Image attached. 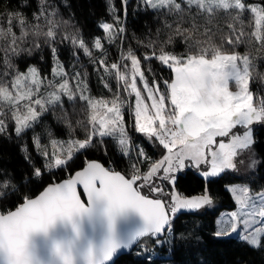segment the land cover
Here are the masks:
<instances>
[{"label": "snow or ice", "instance_id": "obj_1", "mask_svg": "<svg viewBox=\"0 0 264 264\" xmlns=\"http://www.w3.org/2000/svg\"><path fill=\"white\" fill-rule=\"evenodd\" d=\"M123 2L126 4L127 0ZM142 2L148 10H152L148 0ZM41 5L34 21H39L42 16L55 21L58 16L55 7L48 5L46 0H41ZM60 23L66 24L67 21ZM125 24L126 17L121 20L119 15H114L112 23L104 22L99 27L108 34V42L114 43L116 38L123 40L126 27L122 25ZM64 40L82 49L94 65L103 66L106 76L115 79L128 96H134V106L122 100L119 91L114 93L111 100L85 95L88 91L85 74H72L76 85L71 90L74 93L79 91V99L85 101L90 110L89 130L84 139L66 142L68 148L63 158L57 154L55 147L65 142L51 140L53 152L50 154L42 150L38 153L47 157L48 163L42 160L39 167L33 168L32 175L41 177L45 167H67L74 161L75 153H83L97 142L105 160L82 155L79 169L69 174L67 179L50 184L35 199L25 197L14 211L0 213V264H37L28 247L29 233L42 232L47 235L49 229L60 220L71 224L74 236L78 239L81 235L80 221L85 216L90 217L97 208H102L107 216L109 236L99 249H87L84 255L87 264H109L121 249H131L133 245L139 246L138 255L147 254L145 258L151 264L152 251L165 245L171 248L175 238L172 234L174 218L179 210L199 209L212 203L208 194L186 198L176 191L178 173L189 167L199 171L205 166L203 176L216 177L226 170H235V158L256 143L254 125L264 124V97L260 98L257 106L253 94L250 99V89L241 87L234 92L226 86L225 81L229 78L226 72L219 68L208 72L200 64L187 63L188 58L185 56L160 55L155 48H151L150 55L145 56L144 61L157 60L173 73L170 81L160 80L151 67L144 66L131 47L121 52L117 61L109 62L103 51L99 59L94 58L92 50L78 35H66ZM93 46L102 49L101 39H95ZM50 50L53 57H58V48L52 47ZM54 62L53 79L47 81L46 87L55 89L64 80L70 85L69 74L64 71V66L58 59ZM28 71L35 72L37 79H45L37 68L29 67ZM148 74H151V79ZM56 77H59L58 81ZM236 79L239 86V78ZM138 82L142 87L138 86ZM103 86L112 91L108 83L105 82ZM63 96L69 100L76 98V95L70 96L61 91L50 101H37L36 107L24 115L14 116L7 109L0 112V136L10 137L8 130L11 126L15 135L20 137L47 111V105L59 104ZM0 98H9L2 89ZM126 103L132 108L135 131L142 134L149 145L162 148L164 154L159 159H153L143 144H134L135 157L130 160L129 170L122 173L115 169L108 158L104 141L106 138H118L122 154L131 156L123 111ZM33 143L34 147H39L40 137L34 136ZM21 151L27 154V146ZM61 151L64 149L61 148ZM26 159L31 160V156L26 155ZM145 164L146 170L142 167ZM2 179L7 187L10 177ZM166 184L172 187L171 192L165 191ZM78 185L87 195L86 204L78 194ZM145 189L155 198L145 195ZM230 191L241 208L249 206L253 191L259 200L253 201L251 205L255 211L245 213L247 219H242L238 212L233 211L229 214V220L218 221L215 235H230L239 229L243 241L260 246L264 243V186L254 190L250 184L234 185ZM3 195L0 193V196ZM129 208L140 213L142 223L124 235H117L113 231L115 218ZM74 243V240L67 244L53 242L52 250L60 264H75Z\"/></svg>", "mask_w": 264, "mask_h": 264}, {"label": "trees", "instance_id": "obj_2", "mask_svg": "<svg viewBox=\"0 0 264 264\" xmlns=\"http://www.w3.org/2000/svg\"><path fill=\"white\" fill-rule=\"evenodd\" d=\"M46 3L58 12L55 21L43 16L39 21H34L42 8L41 0H0V89L9 87L30 66H35L42 76L51 75L55 60L50 50L52 47L58 48V57L68 73L85 74L95 95L108 91L103 86L105 82L115 88V79L106 74L103 77V66L94 65L82 49L64 40L66 35H78L92 50L94 58L99 59L103 51L109 62L117 61L121 52L131 47L144 66L152 68L158 79L169 81L173 73L167 67L154 59L144 61V57L150 55L151 48H155L160 55L173 53L185 57L198 54L199 49L209 52L208 57L218 52L250 54L253 58L250 90L257 99L264 97V54L258 49L255 19L250 11L242 18L233 20L226 11L203 9L189 3L183 4L177 11L170 8L148 10L142 0H127L126 4L123 0H46ZM114 15H119L121 20L126 17V24L122 25L126 31L122 41L117 38L111 44L106 43V33L99 24L112 23ZM97 38L103 42L101 50L93 46ZM148 75L151 79V74ZM10 107L4 98H0V112ZM89 114L87 103L79 96L73 100L63 97L59 104L50 107L42 120L59 138H68L72 134L83 138L89 130ZM131 115L127 112L130 135L139 136L135 140L143 141L144 146L151 150L142 134L136 133ZM43 124H36L20 137L10 126V137L0 136V193H4L0 196V213L15 209L25 197L34 196L49 183L73 174L79 169L82 155L105 160L97 142L83 153H75L74 161L67 167L51 170L45 167L42 176L35 177L32 175L33 168L39 167L42 160L44 163V159L38 154V147H34L33 138L35 131L43 132ZM254 130L256 143L253 149L259 165L246 180L254 190H260L264 186V124L256 123ZM104 143L115 169L127 172L131 158L120 152L113 138H106ZM25 145L27 154L21 151ZM150 154H155L154 157L159 155L156 152ZM26 155H30L31 160H27ZM3 177H10L7 187ZM236 180L244 178L227 173L206 179L195 168L180 172L176 187L181 193L195 195L207 190L220 204L205 212L180 210L174 218L172 234L175 238L171 248L167 245L156 248L154 255L151 254V264H264V243L254 247L234 236L221 238L215 235L219 211L236 207L226 187ZM138 251L136 247L131 253L120 256L114 264H149L145 258L147 254L138 255Z\"/></svg>", "mask_w": 264, "mask_h": 264}, {"label": "rangeland", "instance_id": "obj_3", "mask_svg": "<svg viewBox=\"0 0 264 264\" xmlns=\"http://www.w3.org/2000/svg\"><path fill=\"white\" fill-rule=\"evenodd\" d=\"M148 3H149L150 8H152L153 10H161V9L170 8L173 11H177L185 3L195 4V5H198L199 7L203 8V9L218 8L220 10L228 12L230 18H232L233 20L242 18L243 15H245V13L247 11H250L253 14L254 19H255V34H256V39H258V41H257L258 42V49L260 48V52L262 54H264V51H263L264 50V43H263L264 6H263V3L259 0H148ZM116 40H117V38H116ZM116 40H115V42H116ZM101 43H102V49H103V42L101 41ZM106 43H109L107 33H106ZM111 44H113V43H111ZM98 50H101V49H98ZM199 50H198V54H189L186 56L188 58L187 63L190 64V63L195 62L197 64H200L208 72H211L212 69H215V68H219L222 71L226 72L228 74L229 78H228V80L225 81V83H226V86L230 87L231 91H234V92L239 91L241 87L245 90L250 89L251 60H253V58L250 54L218 52V53H215L213 56L208 57L207 53H209V52L201 51V50L199 51ZM164 55H173V53H168V54H164ZM174 55H176V54H174ZM177 56H179V55H177ZM56 59H58L60 64H62L64 66L63 62L59 59V57H55V60ZM55 66L56 65L54 62L53 69L55 68ZM30 67L36 68L35 66H30ZM57 71H59V69H57ZM64 71L68 73V71L65 69V67H64ZM73 73H75V72H73ZM73 73H68L69 74L68 78L70 79V85L68 84V82L66 80H64V81H62V83L60 85H57L55 87V89H51V88L46 87L47 81L53 79L52 73H51V75H48V76H42L41 75L43 78H45L44 80L37 79L35 72H29L27 70V71L21 73L20 75L17 76V78L14 79L13 83H11V85L9 87L4 89L5 96L9 97V98H4V100L8 103V106L9 105L11 106L8 111L11 110L10 113H13L14 116L15 115H24L36 107L37 101H39L40 103H45L46 101H50L54 96H58L61 91H65L66 94L70 95V96H72V95L79 96L80 95L79 91H77V93H74L71 90V87H75V85H76V79L72 78ZM104 75H105V73L103 74V77H104ZM237 77L239 78V86H238V81L236 79ZM55 79L58 81L59 77H56ZM85 80H86V83L88 86V91L84 93L85 95H89L94 99L111 100L113 98L114 93L119 91L121 94V99L126 100L128 103H131L134 106V96H132V97L128 96V94L126 92H124L123 88L120 87L118 84L115 87L116 89L114 87L110 86L112 89L111 92L105 91V94H103V95H95L93 93L92 85L90 84V82L88 81V79L86 77H85ZM120 83L122 84L123 82H120ZM138 86L142 87V84L138 82ZM162 89H163V87H162ZM37 93H39V95H37ZM252 94L254 95V93L250 90V93H249L250 99H251ZM63 97H67V96H63ZM260 98H262V97H259L257 99L254 95V104H256L257 106H259L258 104H259ZM128 103L125 104L124 109H123L124 117H125V130L128 133V140H129L128 147H129L130 153H131V156H127V157H130L131 159H133L135 157V151H136V149L133 145L134 144H137V145L143 144L144 145V142L135 140V137L138 138L139 136L133 137L130 135L131 134L130 133V127L128 126L129 122H127L128 121L127 120V112L132 113V108L128 107ZM148 103H150V101H148ZM51 106L52 105L46 106L47 111L50 109ZM46 112H44L41 115L39 120L36 123H34V125L32 127V128H34V126L36 124H38L40 122H44L43 132L37 133L35 131V136H39L41 139V145L38 147V151L40 153L42 150H47L51 154L54 150L53 145L51 144V140L55 139L58 141L65 142L62 144H57L55 147V151L57 152V154H59L61 156V158H63L64 154L68 148V143H66V142L77 140V139H84L86 136L82 138V137H77L74 134H72L68 138L57 137L55 135V133L51 130V128L48 126L46 121L42 120V118ZM131 116L134 119L133 113ZM141 136H143V135H141ZM143 138L145 139L144 136H143ZM113 139L115 140L120 152L122 153L121 146L118 143V138H113ZM225 139H227V138H225ZM218 140H219V138H218ZM150 147H151V150H148L146 147L145 148H146L149 156H151L153 159H159L164 154V150L162 148H160L158 145H156V146L150 145ZM61 148L64 149L63 152L61 151ZM73 151L75 153V147H73ZM150 152L151 153L156 152L159 155L154 157L155 154L151 155ZM42 158L44 159V163L47 164L48 158L47 157H42ZM254 161L256 162L255 164L253 163ZM258 162L259 161L257 159V155H256V153L252 147L250 150H246V151L241 152L238 155V157L235 158V160H234V163L236 164L235 170H226L225 172L217 175L216 177H219L223 174L226 175L227 173H231L235 176H238L239 178H244V180H238V181L236 180L233 182H229L226 185V187L229 191H230L231 187L234 185H246V184L251 185V183L249 181H247L246 178L251 176L252 172H254L256 170L257 166L259 165ZM142 167L146 170L147 165L146 164L142 165ZM189 168H192V167H189ZM47 169L51 170L49 168H47ZM52 169H54V168H52ZM184 170H186V169H184ZM184 170H182V171H184ZM204 170H205V166H202L201 170H199V171L197 170V171L203 176L202 173ZM178 175H179V173H178ZM203 177L206 179L216 178V177H205V176H203ZM175 190L178 191L182 196H184L186 198H192L194 196H200V195H204V194L210 195V193L207 190L203 193H200V194L186 195V194L181 193L177 189L176 185H175ZM165 191L171 192L172 187L170 185L166 184L165 185ZM230 193H231V191H230ZM144 194L149 195L146 189L144 190ZM251 195H252V200L249 201L248 207L241 208L235 202L236 203L235 208H223L219 211L217 218H216V231L218 230V227H219L217 222L220 220H229L230 219L229 214L231 212H233V211L238 212L241 215L242 219H247L248 217L245 215V213L255 211L251 205H252L253 201H258L259 198L256 197L255 191H253ZM149 196L155 197L154 194L149 195ZM210 197L212 199L211 204L203 205L199 209H181V210L190 211V212H192V211H194V212H205L207 210L214 209L220 204V202L216 201L211 195H210ZM232 197H233V195H232ZM233 200H234V197H233ZM256 210H258V205H257ZM241 235H242V231L238 229L236 232L231 233L230 235H224V236H218V237L227 238V237L234 236V237H237L240 240H242L240 238ZM137 247L139 248V246H137ZM254 247H259V246H254ZM151 254L154 255V251H152Z\"/></svg>", "mask_w": 264, "mask_h": 264}, {"label": "water", "instance_id": "obj_4", "mask_svg": "<svg viewBox=\"0 0 264 264\" xmlns=\"http://www.w3.org/2000/svg\"><path fill=\"white\" fill-rule=\"evenodd\" d=\"M119 171V170H117ZM74 174V173H73ZM68 177L64 178L67 179ZM64 179L51 182L46 185L38 194L29 198L35 199L52 183H60ZM78 194L81 200L86 204L87 195L83 191L82 186H77ZM147 195V194H145ZM149 198H155L149 196ZM15 209L11 210L14 211ZM7 213V212H6ZM142 223V217L135 209H125L116 216L113 231L117 235H124L127 232L139 227ZM81 235L78 239L75 238L71 224L66 221L57 220L56 224L49 229L47 235L42 232L29 233L28 247L30 252L36 258L37 264H60L59 259L53 253L52 247L54 241H61L67 244L68 241L74 240L75 264H87L84 255L89 247L99 249L105 239L109 236V223L107 216L104 214L102 208H97L92 215L85 216L80 221ZM138 245H133L131 249H121L112 262L122 255L129 254L135 250Z\"/></svg>", "mask_w": 264, "mask_h": 264}]
</instances>
